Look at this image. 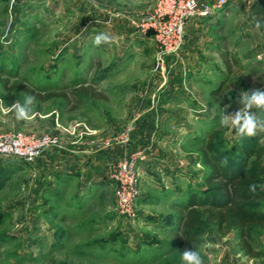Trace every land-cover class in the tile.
Here are the masks:
<instances>
[{
    "label": "rangeland",
    "instance_id": "1",
    "mask_svg": "<svg viewBox=\"0 0 264 264\" xmlns=\"http://www.w3.org/2000/svg\"><path fill=\"white\" fill-rule=\"evenodd\" d=\"M158 4L0 0V136L55 142L33 162L0 154V264H182L180 219L191 196L208 191V142L229 166L245 160L248 143L264 145V132L240 137L220 124L243 91L264 89V0H230L189 20L185 45L171 54L154 37L171 19L141 28ZM99 33L112 42L94 46ZM80 85L104 97L78 105L71 91ZM15 101L33 109L30 120L16 119ZM253 111L264 119V109ZM135 152L138 197L127 216L112 176ZM256 187L264 191V175ZM203 230V264H264L258 227L263 255L254 258L235 232Z\"/></svg>",
    "mask_w": 264,
    "mask_h": 264
},
{
    "label": "trees",
    "instance_id": "2",
    "mask_svg": "<svg viewBox=\"0 0 264 264\" xmlns=\"http://www.w3.org/2000/svg\"><path fill=\"white\" fill-rule=\"evenodd\" d=\"M25 91L33 95V90ZM71 93L78 105L84 97H104L85 85L78 86ZM206 149L203 156L209 169L206 177L208 191L204 195L191 196V205L180 219L176 247H194L198 251L203 227L211 224L221 235L235 232L238 247L247 256L262 257L263 251L259 249V240L253 229L258 227L264 231V191L256 187L264 175V145L257 141L248 143L242 149L245 160L232 166L225 164L224 156L213 146L212 140ZM201 205L203 209H199Z\"/></svg>",
    "mask_w": 264,
    "mask_h": 264
},
{
    "label": "built area",
    "instance_id": "3",
    "mask_svg": "<svg viewBox=\"0 0 264 264\" xmlns=\"http://www.w3.org/2000/svg\"><path fill=\"white\" fill-rule=\"evenodd\" d=\"M230 0H217L215 4L201 3L198 0H159L153 16L142 19L141 28L144 32L157 31L161 22L171 19V27L162 34H155L159 48L166 54L178 51L186 41L185 27L191 19H208ZM253 1V0H248ZM166 6V7H165ZM169 8L168 12H164ZM54 140L44 137L41 140L28 141L24 136H0V154L23 159L26 162L35 161L48 147L54 145ZM142 159L141 152L130 154L119 162L118 169L113 174L118 196V209L121 214L134 215L138 197L137 165Z\"/></svg>",
    "mask_w": 264,
    "mask_h": 264
},
{
    "label": "clouds",
    "instance_id": "4",
    "mask_svg": "<svg viewBox=\"0 0 264 264\" xmlns=\"http://www.w3.org/2000/svg\"><path fill=\"white\" fill-rule=\"evenodd\" d=\"M255 20V17H253ZM256 29H260V23L255 21ZM112 42V37L106 33H99L93 39L94 46L109 44ZM26 102L31 103L35 100V96L27 95ZM239 107L229 111L231 105H226L221 109L220 124L223 127H229L235 131V134L240 137H254L257 132H264V119H259L253 111L254 109H264V89L252 88L248 91H243L240 99H238ZM9 107V106H8ZM14 110L17 120H30L33 109L26 110L21 106L19 101H15L10 107ZM0 111H6L4 101L0 99ZM255 191V187L252 188ZM181 253L182 264H203V259L200 253L193 248H185Z\"/></svg>",
    "mask_w": 264,
    "mask_h": 264
},
{
    "label": "crops",
    "instance_id": "5",
    "mask_svg": "<svg viewBox=\"0 0 264 264\" xmlns=\"http://www.w3.org/2000/svg\"><path fill=\"white\" fill-rule=\"evenodd\" d=\"M76 159V158H75ZM76 160H78V159H76Z\"/></svg>",
    "mask_w": 264,
    "mask_h": 264
}]
</instances>
